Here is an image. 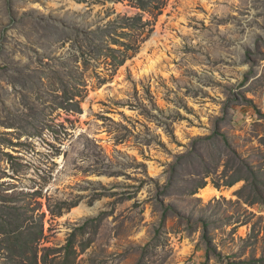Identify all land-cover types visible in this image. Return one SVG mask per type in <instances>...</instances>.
I'll return each instance as SVG.
<instances>
[{
    "label": "rangeland",
    "instance_id": "obj_1",
    "mask_svg": "<svg viewBox=\"0 0 264 264\" xmlns=\"http://www.w3.org/2000/svg\"><path fill=\"white\" fill-rule=\"evenodd\" d=\"M125 12L0 0V264H264V0H168L118 68L77 58Z\"/></svg>",
    "mask_w": 264,
    "mask_h": 264
},
{
    "label": "trees",
    "instance_id": "obj_2",
    "mask_svg": "<svg viewBox=\"0 0 264 264\" xmlns=\"http://www.w3.org/2000/svg\"><path fill=\"white\" fill-rule=\"evenodd\" d=\"M111 1L124 3L136 12L131 15L126 12L117 14L116 18L109 20L104 28L77 29L76 40L79 43L78 51L81 54L77 58L82 57L85 64L90 63L91 60L103 59L107 67L116 69L125 62L130 52L133 54L137 52L141 33L154 24L168 0ZM114 34L117 36L114 37ZM111 44L116 45L117 48H112ZM77 104L78 101H74L73 105Z\"/></svg>",
    "mask_w": 264,
    "mask_h": 264
},
{
    "label": "bare ground",
    "instance_id": "obj_3",
    "mask_svg": "<svg viewBox=\"0 0 264 264\" xmlns=\"http://www.w3.org/2000/svg\"><path fill=\"white\" fill-rule=\"evenodd\" d=\"M156 35V34H155ZM216 192L215 189L211 188V187H208V186H205L201 189V196L206 199V198H209L211 197L214 193Z\"/></svg>",
    "mask_w": 264,
    "mask_h": 264
}]
</instances>
